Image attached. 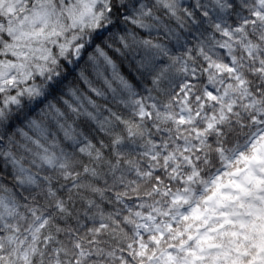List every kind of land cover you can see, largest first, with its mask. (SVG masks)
I'll return each mask as SVG.
<instances>
[{
	"label": "clouds",
	"instance_id": "1",
	"mask_svg": "<svg viewBox=\"0 0 264 264\" xmlns=\"http://www.w3.org/2000/svg\"><path fill=\"white\" fill-rule=\"evenodd\" d=\"M0 264H264V0H0Z\"/></svg>",
	"mask_w": 264,
	"mask_h": 264
}]
</instances>
